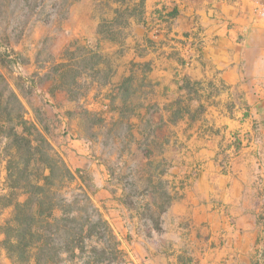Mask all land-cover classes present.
<instances>
[{"label":"rangeland","instance_id":"374dc122","mask_svg":"<svg viewBox=\"0 0 264 264\" xmlns=\"http://www.w3.org/2000/svg\"><path fill=\"white\" fill-rule=\"evenodd\" d=\"M42 1L43 5L41 0H0V78L19 96L26 119L37 122L62 157L61 146L70 139L90 144V165L80 170L85 184L92 186L94 198L98 187L92 181L91 165H101L113 187V200L126 217L122 231L116 233L100 210L122 253L119 264L127 255L119 247L143 242L151 247L156 242L168 255L174 251L168 264L216 262L218 248L224 250V263L232 264L233 250H244L240 238L252 224L256 230L253 264H264V168L255 149L258 132L226 130L223 120L215 121L214 112L198 101L168 114L165 105L171 102L175 107L180 100L173 96L165 102V91L153 93L152 85L141 78L130 86L125 82L126 73L147 74L148 52L159 40L167 43L171 55L176 54L179 74L196 58L198 35L157 37L168 33L173 19L169 14L176 7L159 9L145 24H136L149 33L151 43L126 41L128 34L136 35L133 22L124 31L123 43H101V54L111 70L109 83L88 84L70 99L62 91L49 93L52 67L67 49L97 42L96 31L106 9L99 0H77L63 15V3L70 0ZM126 44L137 51L130 53ZM137 54L146 55L141 60ZM206 89L217 91L201 83L185 85L195 99L203 97ZM154 94L157 103H148ZM233 103H224L229 112ZM161 105L164 113L159 112ZM140 111L143 115H138ZM228 115L224 117L236 118ZM181 119L187 121L176 126ZM185 136L192 138L188 142ZM3 167L0 162V185ZM7 216L8 211L0 222ZM176 234L182 237L179 247L173 239ZM0 264H13L1 249Z\"/></svg>","mask_w":264,"mask_h":264},{"label":"trees","instance_id":"16d2710c","mask_svg":"<svg viewBox=\"0 0 264 264\" xmlns=\"http://www.w3.org/2000/svg\"><path fill=\"white\" fill-rule=\"evenodd\" d=\"M75 1L63 3V15ZM99 1L106 10L97 42L69 48L54 63L51 95L62 91L75 99L88 84L107 85L111 70L101 43L121 44L130 24L143 22L145 0ZM133 80L130 76L125 82L130 86ZM0 162L5 171L0 217L8 211L0 222V249L13 264H119L118 242L93 201L92 186L85 184L80 170L69 168L37 122L26 119L19 96L3 78Z\"/></svg>","mask_w":264,"mask_h":264},{"label":"crops","instance_id":"0c3cea01","mask_svg":"<svg viewBox=\"0 0 264 264\" xmlns=\"http://www.w3.org/2000/svg\"><path fill=\"white\" fill-rule=\"evenodd\" d=\"M262 3L264 0H145L143 22H133L136 35L134 37L128 34L126 41L132 38L137 42L151 43L149 33L136 24H145L146 19L159 9L171 10L175 6L176 16L167 27L168 33H159L157 37L167 40L172 35L177 37L198 35L200 50L190 66L184 67L179 74L181 66L178 64L176 54L171 55V51L165 48L168 47L167 43L159 40L157 45H154L155 49L151 48L148 52L151 57L150 60H146L149 64H147V74H135L133 71L130 74L126 73L124 77L126 79L133 76V82L136 78L141 81V78L144 83L152 85L155 94L165 91L168 95L165 102H170L173 96L180 100L175 107L171 102L172 105L170 103L165 105L168 114L173 115L178 109L186 108V103L192 104L198 101L199 104L205 103L207 109L214 112L215 121L223 120L222 125L226 124V130L240 128L251 133L258 132L255 149L257 148L262 157L264 168V19L259 18L255 11ZM126 46L129 47L130 53L134 54L137 51L128 44ZM194 51L195 49L192 48L191 52ZM145 55L141 57L137 54L136 57L143 60ZM139 67L140 65L136 64V68ZM200 83L217 91L202 90L205 95L201 96V99H195L193 93L185 90V85ZM155 94L153 98H148V103H157ZM235 100L238 103H233ZM224 103L227 105L233 103L232 111L229 112ZM162 105L159 112L164 113ZM139 113L138 115H143L142 111ZM228 114L236 115L238 119L225 118L224 115ZM186 121L181 119L175 124L178 126ZM191 138L185 136L184 139L189 142ZM49 140L53 148L60 153L58 147L51 139ZM61 148L64 150V160L72 171L90 165L91 148L85 141L70 139ZM91 167L94 169L92 181L98 187L93 201L116 233L121 232L126 224V217L113 200V187L110 186L109 178L101 165L94 164ZM171 213L170 210L169 215ZM173 239L177 244L175 247H179L182 237L176 234ZM255 239L256 230L255 225L252 224L250 230L240 238L244 250H237L236 247L233 250L234 257L230 256L233 257L232 264H253L252 248ZM154 243L155 247L144 242L124 244L119 247V249L124 247L127 253L124 264H168V260H173L171 254L174 251L168 255L163 247ZM175 253L180 252L177 250ZM224 256V250L218 248L216 262L206 261V264H225ZM172 264L178 263L174 261Z\"/></svg>","mask_w":264,"mask_h":264},{"label":"built area","instance_id":"2783aa9c","mask_svg":"<svg viewBox=\"0 0 264 264\" xmlns=\"http://www.w3.org/2000/svg\"><path fill=\"white\" fill-rule=\"evenodd\" d=\"M255 11L259 18L264 19V3L258 5Z\"/></svg>","mask_w":264,"mask_h":264}]
</instances>
